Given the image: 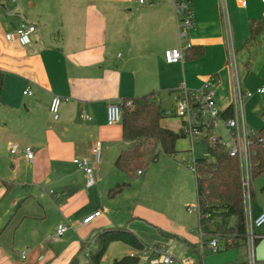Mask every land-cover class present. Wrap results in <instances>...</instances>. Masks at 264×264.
<instances>
[{
    "label": "crops",
    "instance_id": "1",
    "mask_svg": "<svg viewBox=\"0 0 264 264\" xmlns=\"http://www.w3.org/2000/svg\"><path fill=\"white\" fill-rule=\"evenodd\" d=\"M190 3L196 23L191 43L203 54L168 64L165 51L179 46L172 0H0V70L5 72L0 98V264H69L85 245L94 244L98 231L124 225L146 245L164 247L178 264H248L245 253L240 257L245 245L210 262L200 231L168 218L162 204L130 216L117 203L121 195L109 197L114 186L127 181L112 167L125 142L122 124L108 125L109 104L158 92L168 110L182 83L198 90L215 79L219 107L226 111L235 88L230 44L246 70L264 68V30L250 41V21L264 18L262 0H245V6L237 0ZM23 25L36 27L28 46L6 39ZM249 74L239 76L243 90ZM56 96L70 99L62 103L57 120L50 112ZM97 141L106 156L101 152L99 163L93 154ZM26 148L35 151L33 162L25 157ZM75 160H87L94 169V186L87 187ZM97 211L102 215L85 225L84 219ZM62 224L69 229L57 237ZM118 244L124 243L111 244L107 253L133 255V248ZM173 245L180 254L170 252ZM224 247L221 243L220 251Z\"/></svg>",
    "mask_w": 264,
    "mask_h": 264
},
{
    "label": "trees",
    "instance_id": "2",
    "mask_svg": "<svg viewBox=\"0 0 264 264\" xmlns=\"http://www.w3.org/2000/svg\"><path fill=\"white\" fill-rule=\"evenodd\" d=\"M263 30L264 18L251 20L250 41L258 39ZM202 54L201 47L192 45L186 52L185 60L198 58ZM4 80L5 72L0 70V98ZM121 106L122 137L126 148L121 151L114 166L116 170L125 174L127 181L114 186L109 191V197L112 199L130 191L133 182L145 176L151 163L157 158L158 148L165 156L173 158L180 153L179 142L186 139L182 128L174 131L164 124L166 119L173 118L165 116V109L159 102L158 92L126 98ZM233 113V105H231L226 111H222L221 115L224 119H229L233 117ZM249 153L253 190V182L264 177V127L254 132L251 137ZM208 154L207 158L197 159L196 162L195 179L201 210L199 228L204 233L205 245L216 234H220L225 241L224 251H228L244 246L246 241L241 163L237 157H231L220 146L210 147ZM140 171L141 176L138 175ZM160 233L166 237H173L162 231ZM116 242L130 246L134 254L116 259L113 264H141L143 253L152 247L159 246L146 245L126 225L115 226L98 231L94 244L85 245L80 255L86 259L85 264H101L110 245ZM90 247L93 248L89 250ZM80 255L73 258L69 264H80ZM258 264H264V261H258Z\"/></svg>",
    "mask_w": 264,
    "mask_h": 264
},
{
    "label": "built area",
    "instance_id": "3",
    "mask_svg": "<svg viewBox=\"0 0 264 264\" xmlns=\"http://www.w3.org/2000/svg\"><path fill=\"white\" fill-rule=\"evenodd\" d=\"M175 12V20L177 25V33L179 46L175 49L167 50L164 58L168 64L183 63L185 55L189 48L192 47L191 33L195 28V16L191 7L190 0H172ZM242 6H245V0H237ZM264 2V0H262ZM36 31V27L32 25H23L17 29L15 34H7L8 41L16 40L21 46H28L31 43V35ZM229 66L235 75L233 117L224 119L221 115L222 110L219 107L215 85L216 80L211 79L198 90H189L185 83H182L177 89L173 106L165 110L167 118H175L180 121L182 131L186 140L190 143V151L192 157L189 160V166L194 175L196 170V145H202L208 150L210 147L220 146L225 149L231 157H237L241 163L243 175V190L245 201V220H246V241L247 263L258 264L256 257L257 241L264 239V211L258 216L254 215V200L252 190V173L250 163V144L251 137L245 122V98H252L254 95H263L264 88L255 92H244L238 73V63L236 53L233 46H229ZM24 94H28L26 91ZM69 98L56 96L50 105V112L54 119L59 118L60 107L63 102H68ZM131 105V103H128ZM108 125L115 126L122 121V106L120 104L111 103L107 110ZM86 116L84 115V118ZM226 134L230 143L226 142L223 134ZM12 154L17 152V148L11 149ZM102 152V142L97 141L93 148V154L96 162L99 163ZM25 157L33 162L35 151L32 148L24 150ZM75 164L83 169L86 175V185L88 188L96 184L95 171L89 166L87 160H75ZM139 176L142 175L140 171ZM189 212H198L201 214L200 204ZM102 215L101 211H97L87 216L83 223L91 224ZM208 217V216H207ZM206 217V218H207ZM69 229V224H62L58 227L57 237H62ZM201 237L205 238L204 233L200 230ZM221 243H225L220 234L214 236L207 245L215 253L221 250ZM92 249V248H91ZM90 249V250H91ZM134 254V253H133ZM25 253H23V257ZM143 256H148L152 264H178L177 260L170 255L164 247H152Z\"/></svg>",
    "mask_w": 264,
    "mask_h": 264
},
{
    "label": "rangeland",
    "instance_id": "4",
    "mask_svg": "<svg viewBox=\"0 0 264 264\" xmlns=\"http://www.w3.org/2000/svg\"><path fill=\"white\" fill-rule=\"evenodd\" d=\"M123 55V52L116 53ZM116 57V55H115ZM237 63L239 65V76L240 78L246 77L250 71L246 70L245 62L242 63L241 55L237 58ZM262 72H257L252 70L249 74L248 83L245 86L246 92L256 91L258 89L264 88V68ZM246 127L250 134L260 130L264 127V94L258 97L251 99L246 98ZM164 107H169V101L164 104ZM167 126L174 131H179L180 124L178 120H171L166 122ZM223 134V133H222ZM223 138L226 142L230 143L229 138L226 134H223ZM121 142L120 144H122ZM117 144L114 149L109 153V159L114 156L118 146ZM126 148L125 147L123 149ZM180 153L176 157L170 158L164 155L160 148L157 150V158L151 163L148 172L144 177L150 176L146 181L144 177L139 178L133 182V188L130 191L125 192L121 195L120 200H118V205L123 208L130 216L137 215L140 213L141 208H147L149 210H157L158 205L162 204L161 210L163 213L170 219L185 224L190 231L199 232V213L198 212H189V209H193L198 206V197H197V188H196V179L195 175L192 172L191 167L189 166V160L192 157L190 151V143L186 139H182L179 142ZM119 153H117L116 157ZM103 159H105V151L102 152ZM209 156L208 149L204 148L202 145H196V159H204ZM185 159V161H183ZM114 164V163H113ZM111 167V166H110ZM115 169L114 171L120 177H125L124 174L112 165ZM152 177V178H151ZM253 194H254V215L258 216L264 211V177L258 178L253 182ZM120 197V196H119ZM132 214V215H131ZM135 215V216H136ZM126 219H130L131 217ZM124 219V224L126 223ZM128 219V220H129ZM136 223H146L141 219L133 220ZM132 222V221H131ZM129 225V223H127ZM147 225V224H145ZM125 226V225H124ZM147 227H150L147 225ZM152 229V227H151ZM152 231H155L154 228ZM217 235V234H216ZM124 245L125 244H118ZM176 246H179L177 241ZM175 245L171 246L170 252L175 254H180L181 249L176 248ZM207 246V245H206ZM208 248V246H207ZM206 248V249H207ZM225 248V247H224ZM213 252L210 248L206 250L205 257H210V262L220 259L221 255H224L226 251ZM246 248V247H245ZM113 252L106 253L105 258L103 259L102 264H113L114 261L120 259L124 256H127V253H121L114 255ZM225 252V253H224ZM256 257L257 261H264V239L260 240L256 245ZM246 252L242 250L240 257H242ZM261 256V257H260ZM119 257V258H118ZM247 260V257H246ZM84 258L81 259L80 264H84ZM141 264H152L151 260L149 261L148 256H143L141 259Z\"/></svg>",
    "mask_w": 264,
    "mask_h": 264
}]
</instances>
